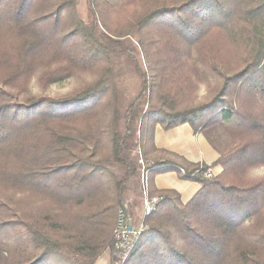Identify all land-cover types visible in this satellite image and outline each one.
Returning a JSON list of instances; mask_svg holds the SVG:
<instances>
[{"label":"trees","instance_id":"1","mask_svg":"<svg viewBox=\"0 0 264 264\" xmlns=\"http://www.w3.org/2000/svg\"><path fill=\"white\" fill-rule=\"evenodd\" d=\"M135 27L146 73L130 50H117ZM164 39L207 58L204 99L182 104L180 64L157 66L153 49ZM122 55L140 80L130 101L119 85ZM78 75L88 79L45 91ZM148 89L160 109L143 113ZM184 123L219 152L214 178L205 163L155 154L156 127ZM135 150L151 175L177 170L202 187L188 203L157 191L163 201L127 264H264V0H88L87 21L78 0H0V264H94L107 249L115 264Z\"/></svg>","mask_w":264,"mask_h":264},{"label":"rangeland","instance_id":"2","mask_svg":"<svg viewBox=\"0 0 264 264\" xmlns=\"http://www.w3.org/2000/svg\"><path fill=\"white\" fill-rule=\"evenodd\" d=\"M78 10L81 18L87 21L88 18V0H78ZM123 17V16H122ZM121 16L115 18L114 22L119 23ZM125 20H122V22ZM99 32L103 29L101 26L98 28ZM123 48H117L118 52H122V49H128L132 52L135 59L138 61L140 71L142 73L147 72V63L141 47V35L138 27H135L127 36L119 39ZM168 41L171 43H176L174 38H170ZM178 52L171 50L167 40L164 39L159 42L158 46L154 47V53L161 63L157 64L160 68L162 60L168 61V67L171 68V62L175 60V64H180L176 72L178 76L185 78L182 82L176 84L179 93L181 94L182 104H191L192 102L199 100V97L205 98L209 94L210 88L212 87V76L210 72V66L206 57L200 50L190 49L183 45H177ZM159 70V69H158ZM42 73L41 71H35L33 74V79L30 82L31 88L37 90L39 88L38 77ZM117 73L119 79V85L122 90L124 99L126 101L132 100L139 91L140 80L133 70V67L127 62L126 57H122L117 62ZM88 76L78 75L74 78H67L60 82H56L48 85L45 91L48 93H64L67 92L79 84H82ZM150 89L146 91L141 99L142 108L146 111L159 110L160 106L151 104L149 101ZM141 123L137 120V125ZM220 145H224L229 142L230 138L227 134L220 131L215 134ZM140 151V150H135ZM134 152V151H133ZM132 159V154H131ZM133 162V161H132ZM114 171L121 173L120 168L117 165L111 166ZM256 173L262 172V169L255 170ZM131 179V178H130ZM159 195V194H155Z\"/></svg>","mask_w":264,"mask_h":264},{"label":"crops","instance_id":"3","mask_svg":"<svg viewBox=\"0 0 264 264\" xmlns=\"http://www.w3.org/2000/svg\"><path fill=\"white\" fill-rule=\"evenodd\" d=\"M154 144L160 150L155 153L160 158L176 155L190 164H214L219 158V152L201 132H195L189 123L181 124L169 130L158 125L154 133ZM135 173L127 182L124 201L129 217L136 225L144 221L145 192L150 195L165 189L176 190L183 203H188L201 189L202 184L181 177L177 170H169L151 175L146 170L141 151L132 152ZM214 171H222L220 165H214ZM150 178V181H149ZM94 264H113L110 249L97 259Z\"/></svg>","mask_w":264,"mask_h":264},{"label":"built area","instance_id":"4","mask_svg":"<svg viewBox=\"0 0 264 264\" xmlns=\"http://www.w3.org/2000/svg\"><path fill=\"white\" fill-rule=\"evenodd\" d=\"M144 111L145 110L143 109V113ZM203 166H205L204 163H201V167ZM206 166L207 169L203 172V174L208 178H214L217 175V172L214 171L212 165L206 164ZM180 170L184 173L183 168H180ZM162 201V195H150L148 192H145L144 219L153 214ZM146 229L147 225L144 221L141 224L136 225L131 221L129 213H127L124 208L119 209L115 227V244L113 249L118 258L115 264H127Z\"/></svg>","mask_w":264,"mask_h":264}]
</instances>
